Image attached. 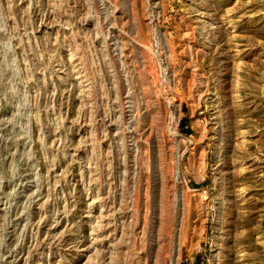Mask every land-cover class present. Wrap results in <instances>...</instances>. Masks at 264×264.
Returning a JSON list of instances; mask_svg holds the SVG:
<instances>
[{
	"label": "rangeland",
	"instance_id": "rangeland-1",
	"mask_svg": "<svg viewBox=\"0 0 264 264\" xmlns=\"http://www.w3.org/2000/svg\"><path fill=\"white\" fill-rule=\"evenodd\" d=\"M0 264H264V0H0Z\"/></svg>",
	"mask_w": 264,
	"mask_h": 264
}]
</instances>
